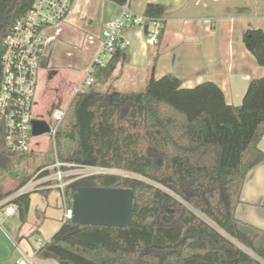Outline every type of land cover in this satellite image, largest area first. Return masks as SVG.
<instances>
[{"label":"trees","instance_id":"obj_1","mask_svg":"<svg viewBox=\"0 0 264 264\" xmlns=\"http://www.w3.org/2000/svg\"><path fill=\"white\" fill-rule=\"evenodd\" d=\"M34 1L0 0V78L5 38ZM110 1L125 6L129 0ZM165 13L160 2H148L143 13L146 33L161 22L157 49ZM243 41L264 65V29H247ZM127 47L96 68L93 85L116 77ZM42 66L48 67L47 57ZM263 135L264 76L250 81L241 105L229 103L214 81L185 87L173 74H152L141 91L78 90L56 130L57 157L123 173L75 179L65 189L68 205L82 186L132 188L133 219L126 227H107L67 218L39 255L60 264H264V229L235 215L248 174L264 161ZM27 152L8 148L0 124V163ZM30 196L13 199L23 221Z\"/></svg>","mask_w":264,"mask_h":264},{"label":"crops","instance_id":"obj_2","mask_svg":"<svg viewBox=\"0 0 264 264\" xmlns=\"http://www.w3.org/2000/svg\"><path fill=\"white\" fill-rule=\"evenodd\" d=\"M148 2L166 5L163 36L157 49L149 43L144 25L124 28L122 38L128 47L119 67L128 81L146 87L152 74L155 78L173 74L185 87L214 81L229 103L241 105L250 81L264 76V65L243 41L247 29H264V0H129L127 5L131 13L143 15ZM123 7L110 0H74L65 20L47 30L48 67L41 70L39 82L42 71L45 82L57 76L61 51L68 48L65 43L86 46L87 72L101 47L104 27L122 14ZM79 86L70 89L76 93ZM259 147L264 150V135ZM30 193L26 220L21 219L18 206L12 215L0 214V264H18L25 257L34 264H60L40 256L39 250L65 220L62 196L47 185ZM235 215L264 229V161L248 174Z\"/></svg>","mask_w":264,"mask_h":264},{"label":"built area","instance_id":"obj_3","mask_svg":"<svg viewBox=\"0 0 264 264\" xmlns=\"http://www.w3.org/2000/svg\"><path fill=\"white\" fill-rule=\"evenodd\" d=\"M74 0H35L32 7L19 17L5 38V51L1 59L2 75L0 78V124L5 126L6 144L13 152L31 151L33 137V110L42 63L46 56L45 46L47 30L58 27L68 16ZM120 16L106 24L102 32L101 47L96 53L92 66L86 72L79 90H86L95 81L96 68L106 66L118 48L128 46L122 38L124 28L129 25H144L147 18L130 12L128 5L123 7ZM161 22L154 21L148 28L149 43L156 45L159 41ZM60 31V29H58ZM95 39L91 36L90 42ZM61 108L53 109L54 124L51 136L55 143L56 130L66 114ZM54 173L40 176L47 170L41 169L34 178L16 192L0 200V214L12 215L17 212L13 199L24 193L47 185L57 188L66 208L64 218L72 217V207L66 198V186L75 179L106 173H123L119 170L95 166L66 163L59 160L53 164ZM18 247V246H17ZM264 263V260H262ZM18 264H34L32 258L18 260Z\"/></svg>","mask_w":264,"mask_h":264},{"label":"rangeland","instance_id":"obj_4","mask_svg":"<svg viewBox=\"0 0 264 264\" xmlns=\"http://www.w3.org/2000/svg\"><path fill=\"white\" fill-rule=\"evenodd\" d=\"M61 51V66L57 76L53 81L45 82L44 73H41V80L38 83L33 117L44 119L54 124L53 109L61 108L65 110L69 107L75 92L73 84L79 86L86 75V61L89 50L81 44L74 47L65 43ZM71 52V56H69ZM72 84V87H71ZM145 86L139 83H131L127 77L120 72V67L116 71V78L107 84H98L96 87H89L86 90L93 91H141ZM56 103L55 105L53 103ZM57 147L53 142L51 133L33 135L31 151L19 153L7 157L0 163V194L16 189L36 169L43 167L50 173L55 172L53 164L56 161Z\"/></svg>","mask_w":264,"mask_h":264},{"label":"water","instance_id":"obj_5","mask_svg":"<svg viewBox=\"0 0 264 264\" xmlns=\"http://www.w3.org/2000/svg\"><path fill=\"white\" fill-rule=\"evenodd\" d=\"M51 131L47 120H33V135ZM134 190L82 186L73 194L72 222L80 225L126 227L133 219Z\"/></svg>","mask_w":264,"mask_h":264}]
</instances>
